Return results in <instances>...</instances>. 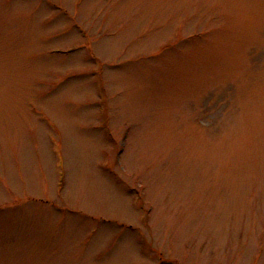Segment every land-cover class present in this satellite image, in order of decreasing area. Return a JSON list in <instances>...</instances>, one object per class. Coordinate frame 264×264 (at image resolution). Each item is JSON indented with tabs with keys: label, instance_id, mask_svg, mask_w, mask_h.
Segmentation results:
<instances>
[{
	"label": "rangeland",
	"instance_id": "obj_1",
	"mask_svg": "<svg viewBox=\"0 0 264 264\" xmlns=\"http://www.w3.org/2000/svg\"><path fill=\"white\" fill-rule=\"evenodd\" d=\"M0 264H264V0H0Z\"/></svg>",
	"mask_w": 264,
	"mask_h": 264
}]
</instances>
